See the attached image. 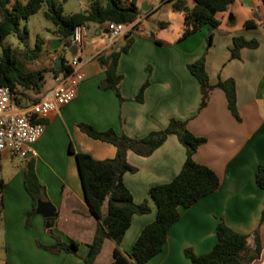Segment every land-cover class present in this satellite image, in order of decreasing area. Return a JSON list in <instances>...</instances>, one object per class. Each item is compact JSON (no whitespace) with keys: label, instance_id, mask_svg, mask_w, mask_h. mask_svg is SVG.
<instances>
[{"label":"crops","instance_id":"0c3cea01","mask_svg":"<svg viewBox=\"0 0 264 264\" xmlns=\"http://www.w3.org/2000/svg\"><path fill=\"white\" fill-rule=\"evenodd\" d=\"M236 2L242 13L237 29L221 28L218 15L217 28L204 25L182 40L155 29L133 31L130 49L117 62V72L123 76L119 86L122 101L113 90L100 86L106 66L98 57H105L120 47L116 46L117 41L110 43L105 25L88 24L85 29L94 25V36L88 41L86 34L75 55L68 52L72 45H65L51 31L47 37L40 38L41 49L49 50L51 65L62 53L77 56L83 64L84 78L75 98L43 120L44 131L31 145L34 154L19 159V171L10 178V183L4 181L3 228L6 239L10 236L6 264H81L80 256L86 253L97 219L85 203L75 158L68 149L71 146L75 152L106 159L114 156L115 148L110 143L89 138L77 127L79 122L98 130L112 128L117 133L140 138L150 131L163 129L169 119L175 118L186 120L191 133L206 139L193 158L215 172L219 186L191 206L180 209L179 219L168 229L161 251L144 264H191L184 250L190 249L196 255L208 252L216 242L215 228L220 220L233 231L249 235L248 245L253 248L251 234L264 208V192L255 182L258 166L264 169V6L262 0H251L250 6L243 0ZM142 4L146 8L140 9L144 12L142 16H148L154 9L146 2ZM161 7L160 4L155 9ZM142 16L127 27L130 29L134 24L139 27ZM247 19H253L255 27L245 28L243 23ZM210 33L211 45L206 49V37ZM235 36L255 39L258 46L243 47L238 58H230ZM204 52L210 84L218 80L234 81L238 120L229 111L225 93L219 88L211 90L207 104L198 111L199 84L187 65ZM84 65L88 66V77ZM146 79L150 84L143 101L137 102L133 97ZM52 86L45 87L43 93ZM30 158L44 188L45 197L41 202L51 205L55 215L45 218L35 212L27 224L25 213L32 208V200L24 188L22 171ZM126 159L136 172L125 173L123 182L135 203L146 201L150 207L148 213L132 217L123 236L120 249L129 254L141 229L155 218L156 207L149 197V188L171 181L183 164L185 149L175 135H169L150 155L127 151ZM49 229L64 242L76 241L78 248L74 252L58 253L44 249L40 245L55 244ZM259 238L261 252L249 264H264V219L259 226ZM113 248V241L106 238L96 263L109 264Z\"/></svg>","mask_w":264,"mask_h":264},{"label":"trees","instance_id":"16d2710c","mask_svg":"<svg viewBox=\"0 0 264 264\" xmlns=\"http://www.w3.org/2000/svg\"><path fill=\"white\" fill-rule=\"evenodd\" d=\"M189 6L186 0H165L173 11L182 14V26L179 40L199 31L207 25L217 28L220 25L218 15L229 9L235 0H192ZM264 6V0H262ZM45 5L43 16L53 25L54 32L65 45L78 25L85 27L94 23L105 25L107 22L130 24L140 17L141 11L135 0H89L88 7L82 11L64 14L60 0H0V85L9 87L14 101L18 105H28L37 101L43 93L44 73L50 70L52 74L64 72L67 68L64 57L61 55V66L28 70L26 64L34 61L41 53V41L36 40L35 47L27 45L28 30L26 20L41 10ZM23 23V24H22ZM167 22H158V27L165 28ZM253 19L244 21L245 28L255 27ZM135 28V29H134ZM138 24H134L127 31L125 43L118 49L111 51L105 57L99 56L98 61L106 66L105 77L100 82L102 88L113 90L119 100H123L119 86L123 76L117 72V62L121 54L126 53L132 43L133 31ZM8 35H13L26 48L22 53L3 44ZM212 34L206 37V49L211 45ZM157 43L160 41L155 40ZM233 46L230 49V58H238L239 50L243 47L256 48L255 39L246 40L242 36L233 37ZM189 73L199 84L200 101L198 111L203 109L214 88L225 93L227 107L238 120L236 110L235 84L233 79L218 80L210 84L205 70V52L195 61L187 65ZM149 79L138 89L133 100L143 101V94ZM77 127L89 138L110 143L115 148L112 158L95 159L88 153L75 152L69 146V153L75 158L79 180L83 190L85 203L90 212L97 219L94 235L86 245L87 250L80 256L81 264H97L96 257L101 250L103 241L108 238L113 241L112 260L109 264H144L159 253L165 243L167 231L180 216V209L187 208L200 198L212 193L219 186V178L209 167L197 163L193 155L197 148L205 143L204 137L196 136L187 128L186 120L171 118L163 129L153 130L140 138H133L124 133H117L112 128L98 130L88 123L79 122ZM169 135H175L185 149V159L178 173L171 181L154 185L149 188L148 194L156 207L155 218L145 225L134 241L129 254L120 249V243L126 230L129 228L134 215L146 214L150 207L146 201L135 203L129 189L123 182L125 173H134L136 168L126 159L127 151L140 156L150 155L161 146ZM23 185L32 200V208L25 213L26 223L35 214L37 201H43L44 188L39 183L33 159H27L22 171ZM255 182L264 192V169L258 166L255 172ZM4 181L0 176V192ZM3 209V199L0 197V213ZM264 219V208L258 226L252 232L254 246L249 248V235L233 231L222 220L215 228L216 242L213 247L201 255L194 254L190 249L184 250V255L191 264H249L258 258L261 252L259 226ZM51 225V223H50ZM49 234L55 239V244L44 249L58 253L74 252L78 243L74 240L64 242L49 229Z\"/></svg>","mask_w":264,"mask_h":264},{"label":"built area","instance_id":"2783aa9c","mask_svg":"<svg viewBox=\"0 0 264 264\" xmlns=\"http://www.w3.org/2000/svg\"><path fill=\"white\" fill-rule=\"evenodd\" d=\"M127 26L123 23L107 22L105 27L110 43L117 37L125 35L129 30ZM85 37V26L78 25L69 38V44L80 49ZM61 55L63 57V53ZM64 61L67 68L64 72L53 75V86L37 101L28 105L16 104L13 91L7 86L0 85V151L2 153L18 159L33 155L31 145L44 131L43 120L75 98L78 86L84 78L83 64L77 56Z\"/></svg>","mask_w":264,"mask_h":264},{"label":"rangeland","instance_id":"374dc122","mask_svg":"<svg viewBox=\"0 0 264 264\" xmlns=\"http://www.w3.org/2000/svg\"><path fill=\"white\" fill-rule=\"evenodd\" d=\"M20 1L24 3L26 0H20ZM143 2H146V4L149 5L154 10L151 13H149L148 16H142L144 12L141 11L142 18L140 20V26H139L140 28L138 27L137 29H145L146 32L151 29H155L163 34H168L170 36L171 35L179 36L182 26V20H183L182 14L180 12L173 11L170 8L169 3L164 2V0H136L139 9L142 8ZM60 3L63 8V13L70 14L73 12L82 11L85 8H87L89 4V0H60ZM160 4L162 5V7L155 9ZM192 4L193 1L189 0L188 5L192 6ZM45 9L46 7L45 5H43L40 11L30 16L26 21V26L28 30L27 45L29 48L35 47V43L37 39H39L43 43V40L40 38L47 37L48 31L49 32L51 31V34L55 35L54 29H52L53 28L52 23L46 20L43 16V11ZM233 12H234V17L232 15ZM219 17L222 20V24L220 25L221 28H227V27L231 29L239 28L241 25L242 13L238 7L237 2L231 5L227 11L219 14ZM161 21L168 23L165 28L160 29L158 27V22ZM205 27H209V26H205ZM45 28H50V29H45ZM93 29H94V25H90L89 28L86 29L88 41H91L92 37L94 36ZM133 34L134 33H132L131 36ZM125 40H126V35H122L117 37L114 41H117L116 46L118 45L122 46L125 43ZM3 44L16 49L18 52L21 51L20 53L26 50L23 44L19 43V41L13 35H8L4 39ZM63 57L66 60H70L72 58L67 53L63 54ZM82 60H84V58ZM51 63L52 60L50 58L49 50L46 51L42 50L36 60L28 62L26 64V68L28 70L48 68L51 66ZM150 70L151 68L147 69V72H149ZM84 71L87 74L86 77H88L89 75L88 66L84 65ZM52 84H54L52 82V72L50 70H47L44 73L43 91H45V87L48 88L52 86ZM149 84H150V80H149ZM19 162L20 161L17 157H13L9 154L3 156V153L0 151V176L3 179V181H8L10 183V178L19 171L20 168ZM12 188L13 187H11V189ZM3 189L0 192V197H2V199H3V191H4ZM2 216H3V211L0 213V264H6L7 246H8L7 239L10 242V236H7L6 239V231L5 228H3L4 222Z\"/></svg>","mask_w":264,"mask_h":264},{"label":"water","instance_id":"95a60500","mask_svg":"<svg viewBox=\"0 0 264 264\" xmlns=\"http://www.w3.org/2000/svg\"><path fill=\"white\" fill-rule=\"evenodd\" d=\"M243 1L247 6H250L251 0H243ZM145 9L146 8L142 6L141 10H145ZM75 50H76L75 45H72L68 48V52L70 53V55H75ZM60 66H61V56H57L55 59L54 67H60ZM35 212L42 215L45 218H50L55 215L54 208L51 205L43 203L41 201H37Z\"/></svg>","mask_w":264,"mask_h":264}]
</instances>
